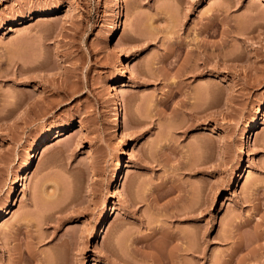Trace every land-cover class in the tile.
<instances>
[{
	"label": "rangeland",
	"instance_id": "obj_1",
	"mask_svg": "<svg viewBox=\"0 0 264 264\" xmlns=\"http://www.w3.org/2000/svg\"><path fill=\"white\" fill-rule=\"evenodd\" d=\"M120 4L0 0V264H264V0Z\"/></svg>",
	"mask_w": 264,
	"mask_h": 264
},
{
	"label": "bare ground",
	"instance_id": "obj_2",
	"mask_svg": "<svg viewBox=\"0 0 264 264\" xmlns=\"http://www.w3.org/2000/svg\"><path fill=\"white\" fill-rule=\"evenodd\" d=\"M117 4H118V11H117V14L115 15V18H114V28H113V31H112V37H115V35L117 34V32L119 31L120 29V25H119V21L121 19V17L123 16V8L121 9V4H120V0H116ZM211 18V17H210ZM210 21V20H209ZM12 29V27H10ZM128 65L125 64L124 62L120 65V71H119V75L121 77L125 76L128 72ZM212 80V79H211ZM215 81V80H214ZM209 82V81H208ZM212 83V82H211ZM213 84H216V83H213ZM122 85V84H121ZM212 85V84H211ZM205 87V85H204ZM203 87V88H204ZM212 87V86H210ZM209 87V88H210ZM214 87V86H213ZM212 89V88H211ZM200 90V88H199ZM206 90V89H205ZM201 91V90H200ZM213 91V90H212ZM211 91V92H212ZM203 92V91H201ZM207 92V91H206ZM210 92V93H211ZM216 92V91H215ZM112 99H113V102L115 104V107L117 108V111H116V115L114 117L115 119V122L118 126H122L123 124V114H122V103H121V99H120V96L118 94V91L115 90L112 94ZM206 96V94H205ZM208 98V97H207ZM211 98L207 99L210 100ZM214 100L216 98H213ZM202 103V102H201ZM212 103V102H211ZM209 103V104H211ZM203 104V103H202ZM264 115V103H262L260 106H259V110L257 112V116L255 117V119L251 120V121H248L245 125V130H244V134H243V137H242V144H241V147H242V150L244 151L245 148H248L252 142V139H253V129L254 127L258 126L260 124V119L262 118V116ZM65 127H57L56 128V131H55V134H59L60 132H62L64 130ZM218 127L216 125H214V129L213 130H216ZM50 132L49 131H43L38 139L34 142V144L29 148L28 152H27V156H26V160H25V164L23 167H21L20 171H19V177L20 178H23V174L27 171V170H31L34 166V163H35V156H36V152L45 145L46 143V140L48 139V137L50 136ZM121 173H122V166L117 164L116 165V168L114 169V171L112 172V175H111V182L114 184L115 187L118 186V181H119V178L121 176ZM242 174V168H238L232 175L231 177L228 179L227 181V187L228 188H233L235 185H236V182L237 180L239 179V177L241 176ZM22 183V181H21ZM18 185V184H17ZM17 185L13 186L12 189L10 190V194H9V197H8V201L9 203L11 204L12 203V200L13 198L16 196L17 194V190L19 187H17ZM8 209H9V205H5L4 207H2L0 209V222L3 220V218L7 215L8 213ZM110 210H111V207H110V201L109 202H106L104 204V206L101 208L100 210V213H99V218H98V222L96 223V227H95V232L93 234V238H97L98 236H100L105 227H106V224H107V221L109 219V216H110ZM180 235V234H179ZM178 235V236H179ZM183 235V234H182ZM182 239L184 236H182ZM185 235V234H184ZM186 236V235H185ZM180 237V238H181ZM182 242V240H181ZM184 244V240H183V243H179V245L176 247L175 246V251H172L167 255L168 256V259L167 260H157L155 261L156 264L157 262H159L158 264H184L185 262H182L183 261V254L186 253V251H193V244H190L188 245ZM188 245V246H187ZM177 248V249H176ZM195 250V249H194ZM261 258H264V254H262V256L260 255ZM182 259V260H181ZM198 260V258H197ZM129 264H133L132 262L130 263L129 260L127 261ZM198 262H196L197 264ZM135 264V263H134Z\"/></svg>",
	"mask_w": 264,
	"mask_h": 264
}]
</instances>
